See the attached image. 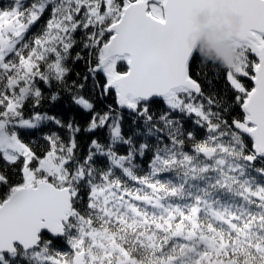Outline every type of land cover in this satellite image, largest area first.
<instances>
[{
	"label": "snow or ice",
	"instance_id": "snow-or-ice-1",
	"mask_svg": "<svg viewBox=\"0 0 264 264\" xmlns=\"http://www.w3.org/2000/svg\"><path fill=\"white\" fill-rule=\"evenodd\" d=\"M0 264H264V0H0Z\"/></svg>",
	"mask_w": 264,
	"mask_h": 264
},
{
	"label": "clouds",
	"instance_id": "clouds-1",
	"mask_svg": "<svg viewBox=\"0 0 264 264\" xmlns=\"http://www.w3.org/2000/svg\"><path fill=\"white\" fill-rule=\"evenodd\" d=\"M196 20L200 25V32L196 35L197 37H203L202 47L207 49L210 45H219L218 47H213L212 52L215 53L218 61L223 65L221 70H228L234 61L232 54L223 45L222 38L227 37L230 39L235 35L238 28L236 21L230 17H225L221 21L222 28L216 30L207 26V17L205 14L198 15Z\"/></svg>",
	"mask_w": 264,
	"mask_h": 264
},
{
	"label": "trees",
	"instance_id": "trees-1",
	"mask_svg": "<svg viewBox=\"0 0 264 264\" xmlns=\"http://www.w3.org/2000/svg\"><path fill=\"white\" fill-rule=\"evenodd\" d=\"M196 53H198L201 57V61L203 64L207 65L208 67L215 66L217 71H220L223 68V65L220 64L217 57L213 55L208 48L205 49L202 47V44L199 45V47L196 50ZM211 53V54H209Z\"/></svg>",
	"mask_w": 264,
	"mask_h": 264
},
{
	"label": "water",
	"instance_id": "water-1",
	"mask_svg": "<svg viewBox=\"0 0 264 264\" xmlns=\"http://www.w3.org/2000/svg\"><path fill=\"white\" fill-rule=\"evenodd\" d=\"M196 23H197V25H198V28H197V30L192 34L193 48H194L195 51L197 50L198 46H199L200 44H202V39H203V37H197V35H196L198 32H200V25L198 24L197 20H196ZM207 26L212 27V26H210V25L208 24V21H207ZM212 28H213V27H212ZM214 29H215V28H214ZM218 46H219V45H210V47H209L208 49H209V51H210L212 54L215 55V53L212 52V48H213V47H218Z\"/></svg>",
	"mask_w": 264,
	"mask_h": 264
}]
</instances>
